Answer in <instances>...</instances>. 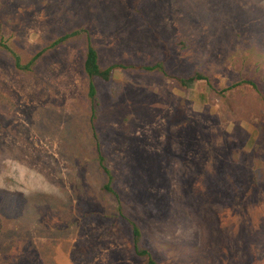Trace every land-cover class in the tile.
<instances>
[{
    "label": "rangeland",
    "instance_id": "rangeland-1",
    "mask_svg": "<svg viewBox=\"0 0 264 264\" xmlns=\"http://www.w3.org/2000/svg\"><path fill=\"white\" fill-rule=\"evenodd\" d=\"M73 31L126 67L92 81L94 128L156 263L264 264V0H0L22 64ZM84 58L80 35L29 72L0 48V264H145L100 191Z\"/></svg>",
    "mask_w": 264,
    "mask_h": 264
},
{
    "label": "trees",
    "instance_id": "trees-1",
    "mask_svg": "<svg viewBox=\"0 0 264 264\" xmlns=\"http://www.w3.org/2000/svg\"><path fill=\"white\" fill-rule=\"evenodd\" d=\"M80 35L84 36L85 39V58L83 62V71L89 80V111H90V131H91V138L95 150V157L94 161L96 167L101 174L102 183L100 186V191L103 195L109 197L114 202V209H115V216L122 219L123 222L126 224L127 229L130 234V240L132 244V249L135 255L144 259L145 264H157L154 258L152 257L151 252L143 245V233L140 226L130 218L123 209V202L121 199V195L118 190L115 188V177L114 174L109 167V162L107 157L104 154V151L101 147L99 142L97 133L94 128V120L97 117V105L98 101L96 98V90L93 86L94 79L98 78L103 81H109L112 77L114 70L116 69H124L126 68L120 64H111L108 66H101L99 63V56L95 46L91 42L90 35H86L81 31H73L72 33L66 34L64 36H60L52 40L48 43L43 49L38 51L34 54L25 64H22L21 59L19 56L16 55L14 51H12L6 43L0 41V48H4L8 52L12 53L15 57V68L17 70L23 72H29L32 70V67L37 62L39 57L48 49L53 48L54 46L58 45L59 43L66 41L68 38ZM143 71L153 72V71H160L163 74H166L164 67L161 63L153 64V65H139L137 67ZM176 80L180 83L181 86H186L188 83H191L196 80H206L205 75L202 73L195 71L193 74H190L186 77H176ZM242 84H250L253 87H256L253 81L244 80L240 83L233 84L225 89H222L221 92H225L231 89L236 88L238 85Z\"/></svg>",
    "mask_w": 264,
    "mask_h": 264
}]
</instances>
